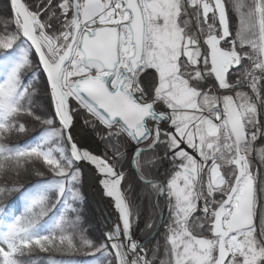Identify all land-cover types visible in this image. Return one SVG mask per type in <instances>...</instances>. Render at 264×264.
Masks as SVG:
<instances>
[{
    "label": "snow or ice",
    "instance_id": "obj_1",
    "mask_svg": "<svg viewBox=\"0 0 264 264\" xmlns=\"http://www.w3.org/2000/svg\"><path fill=\"white\" fill-rule=\"evenodd\" d=\"M8 6L12 16L0 19V198L17 190L24 171L51 179L29 191L20 215L0 209V264H24L36 247L79 250L68 229L84 165L100 175L117 214L103 242L79 236L98 264H264V148L255 147L264 140V0ZM41 78L52 118L32 107ZM25 117L41 131L18 145ZM77 118L104 155L74 138ZM137 187L155 193L154 207L165 200L167 218L154 225L146 217L144 229H165L167 259L133 236L140 214L129 193ZM50 193L64 212L38 227L55 206Z\"/></svg>",
    "mask_w": 264,
    "mask_h": 264
},
{
    "label": "trees",
    "instance_id": "obj_2",
    "mask_svg": "<svg viewBox=\"0 0 264 264\" xmlns=\"http://www.w3.org/2000/svg\"><path fill=\"white\" fill-rule=\"evenodd\" d=\"M9 0H0V19L8 20L12 13L8 6ZM231 23L233 26L236 25V17L234 14L231 16ZM14 28V25L11 23L8 24L7 31L11 32ZM5 31V27L3 23H0V35H2ZM3 51L0 50V57H2ZM44 83L43 78L41 80L35 81V95L33 96V110L38 114L43 116L44 118H52L53 108L51 107L48 96L44 92ZM25 126L28 129L26 133L20 134L19 137L14 141L15 144L25 145L30 138L37 136L41 131V126L38 121L33 120L31 117H25L24 121ZM264 148V147H263ZM121 166L124 171L127 173L129 171V163L127 158H124L120 161ZM162 175L158 178L163 179L164 169L167 165L161 166ZM264 171V166H262ZM44 179H51V175L45 171V176L39 177L34 174V171H24L22 172L19 180H18V188L16 191L11 192L5 197L0 198V209L3 211H8V208L11 207L14 211L15 215H20L24 210V201L25 196L29 193L30 190H33L34 186L37 185V182L42 181ZM140 192L132 195L133 200L137 202L140 206V211L143 214V219L145 221L146 217H153L151 221L155 225L156 213L158 214V210H160L165 204L160 198L159 206L154 207L156 204L157 198L154 192H151L149 189L143 187H137ZM78 189L80 192V199L76 202L77 212L72 213L71 217L77 220L75 228H69L68 232L73 234L74 243L77 245L79 250H64V253L60 254H51V252L41 251L37 248V251H32L27 255L20 257V259L24 262V264H98L97 258L88 254V250L85 248L79 247V236L80 234L85 235L88 239L94 242H103V234L99 228L98 222L91 210V206L86 198V195L83 191L82 181L78 185ZM50 201L55 205L51 211H49L48 215L41 218L38 223V227L40 225H44L47 222L50 227L51 224L59 218V216L64 212V209L60 204L56 203L55 193L49 194ZM156 198V199H155ZM165 206V205H164ZM154 209V211H153ZM3 213L0 212V215ZM158 216V215H157ZM168 212L165 206L164 218H167ZM78 217V219H77ZM51 218V219H50ZM157 225V224H156ZM144 226V225H142ZM141 230V235L143 238L149 237L154 230H145L144 227ZM146 247L148 249L159 248L158 256L160 259H167L164 256V249L166 247V239H165V229L160 227V232L156 235L154 239H152ZM75 251V252H74ZM99 254H97L98 256Z\"/></svg>",
    "mask_w": 264,
    "mask_h": 264
},
{
    "label": "water",
    "instance_id": "obj_3",
    "mask_svg": "<svg viewBox=\"0 0 264 264\" xmlns=\"http://www.w3.org/2000/svg\"><path fill=\"white\" fill-rule=\"evenodd\" d=\"M80 125L81 124L76 120L75 127L72 130L74 138L77 141L78 139H83V142L80 145L83 147H87L93 152H95L93 148L90 146L89 140L83 136V133L79 128ZM100 180H101L100 175L92 168L91 165L83 166V189L85 191L86 198L96 215L99 227L102 233L104 234L106 231H108L111 228L112 224L114 223V220L112 219V217H110V214L108 213L106 207L102 203L99 193V186H101ZM157 233L158 232L155 231L154 234L145 241L146 244L149 241H151L157 235Z\"/></svg>",
    "mask_w": 264,
    "mask_h": 264
},
{
    "label": "rangeland",
    "instance_id": "obj_4",
    "mask_svg": "<svg viewBox=\"0 0 264 264\" xmlns=\"http://www.w3.org/2000/svg\"><path fill=\"white\" fill-rule=\"evenodd\" d=\"M77 121L83 126V127H85L84 125H83V123H82V120L80 119V118H77ZM88 131H90V132H92V135L95 137V139H97L99 142H100V144H101V146L103 147V154L105 153V145H104V143L96 136V134L92 131V129L91 128H87V127H85ZM255 147L257 148V149H260V148H263L264 147V140H257L256 141V143H255ZM129 151H131V149H129ZM109 154H111V152L109 151ZM256 155V153L254 152L253 153V156H255ZM252 157H250V159H251ZM37 163H39V162H37ZM252 163H253V167L255 168V167H257L258 165H259V161L258 160H256V159H252ZM261 167V171H263V168H262V166H260ZM163 177V176H162ZM164 178V177H163ZM138 189V188H137ZM136 189V191L134 192V193H129V200H130V202H131V206H132V211H133V213L134 214H136V213H139L140 214V218H139V223L137 224L135 221H134V224H133V236H134V238L135 239H137L138 241H146L149 237H151L152 236V234H153V232H152V234L149 236V237H147V238H143L142 237V235H141V230L140 229H143V227L144 226H142V225H144V219H143V214L141 213V209H140V206L137 204V202L135 201V200H133V197H132V195H134L135 193H139L140 191L139 190H137ZM84 191V190H83ZM156 199V198H155ZM163 201H165L163 198H161ZM153 211H154V209H153ZM161 214V209L160 210H158V214L156 213V218H154V220H155V225L156 224H158V216L157 215H160ZM152 217H153V215H152ZM151 217V218H152ZM154 231H155V228L153 229ZM159 232H160V230H159ZM158 232V233H159ZM157 233V234H158ZM156 237V236H155ZM37 248L38 247H36V248H34V251H37ZM49 252H51V254H60V253H64V251H59V250H55V249H53V250H50ZM75 252V251H74Z\"/></svg>",
    "mask_w": 264,
    "mask_h": 264
},
{
    "label": "bare ground",
    "instance_id": "obj_5",
    "mask_svg": "<svg viewBox=\"0 0 264 264\" xmlns=\"http://www.w3.org/2000/svg\"><path fill=\"white\" fill-rule=\"evenodd\" d=\"M151 71V70H150ZM151 80V76H148L147 79H145L144 84L142 86H148V82ZM80 130L83 133V136L89 140L90 142V146L93 148V150L99 154L102 155L103 154V150H102V146L100 144V142L95 139V137L92 135V132L88 131L85 127H83L82 125H80ZM79 144H81L83 142V139H78ZM85 192V191H84ZM87 193V190H86ZM99 193H100V197L102 200V203L104 204V206L106 207L108 213L110 214V217H112V219L114 220V222H116L117 220V214L114 210V208L112 207L111 201L109 200V198H107L104 194H103V189L101 186H99ZM95 218L96 215L93 211V209L91 208ZM97 220V218H96ZM99 225V224H98Z\"/></svg>",
    "mask_w": 264,
    "mask_h": 264
},
{
    "label": "flooded vegetation",
    "instance_id": "obj_6",
    "mask_svg": "<svg viewBox=\"0 0 264 264\" xmlns=\"http://www.w3.org/2000/svg\"><path fill=\"white\" fill-rule=\"evenodd\" d=\"M162 169H163V167H160V173H161V175H162ZM164 205L165 204H163V206H162V212H163V214L165 212V206ZM158 217H159V215H158Z\"/></svg>",
    "mask_w": 264,
    "mask_h": 264
}]
</instances>
